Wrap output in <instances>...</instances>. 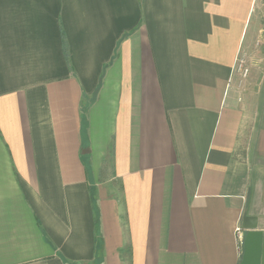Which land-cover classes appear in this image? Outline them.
I'll use <instances>...</instances> for the list:
<instances>
[{
    "label": "crops",
    "instance_id": "crops-1",
    "mask_svg": "<svg viewBox=\"0 0 264 264\" xmlns=\"http://www.w3.org/2000/svg\"><path fill=\"white\" fill-rule=\"evenodd\" d=\"M263 20L0 0V264H240L244 214L264 231Z\"/></svg>",
    "mask_w": 264,
    "mask_h": 264
},
{
    "label": "water",
    "instance_id": "water-1",
    "mask_svg": "<svg viewBox=\"0 0 264 264\" xmlns=\"http://www.w3.org/2000/svg\"><path fill=\"white\" fill-rule=\"evenodd\" d=\"M242 229L246 234L240 264H264V231L258 229V218L245 213Z\"/></svg>",
    "mask_w": 264,
    "mask_h": 264
},
{
    "label": "rangeland",
    "instance_id": "rangeland-1",
    "mask_svg": "<svg viewBox=\"0 0 264 264\" xmlns=\"http://www.w3.org/2000/svg\"><path fill=\"white\" fill-rule=\"evenodd\" d=\"M262 23V25L264 26V20L261 22ZM264 39V38H263ZM263 39H262V41H263ZM259 47V50H258V52H255L254 54H252L251 55V57L254 59V61H256V63L260 60V59H264V48H263V46H262V42H261V44H260V46H258ZM247 59H244V58H241L240 60H239V63H238V69H239V66L240 65H243L244 66V68H247L248 70H249V73H250V67H249V63H247ZM259 63V62H258ZM261 65V64H260ZM264 65V62H263V64H262V66ZM263 73H264V68H263ZM249 75V74H248ZM259 81L261 82H259L260 83V86H259V89L260 90H262L263 91V93H264V75H263V77H262V75L261 74H259ZM261 79V80H260ZM85 150H87V149H85ZM89 150V149H88ZM101 177H102V175H101Z\"/></svg>",
    "mask_w": 264,
    "mask_h": 264
},
{
    "label": "built area",
    "instance_id": "built-area-1",
    "mask_svg": "<svg viewBox=\"0 0 264 264\" xmlns=\"http://www.w3.org/2000/svg\"><path fill=\"white\" fill-rule=\"evenodd\" d=\"M239 71L241 72L243 78H246L248 76V74H249V70L247 68H244L243 65L239 66ZM241 232H242V229L241 228H237V233L241 234Z\"/></svg>",
    "mask_w": 264,
    "mask_h": 264
}]
</instances>
